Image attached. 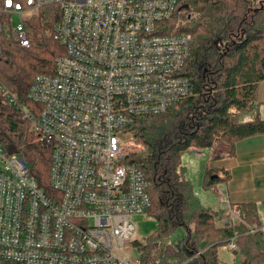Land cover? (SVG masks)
I'll use <instances>...</instances> for the list:
<instances>
[{"label": "built area", "instance_id": "obj_1", "mask_svg": "<svg viewBox=\"0 0 264 264\" xmlns=\"http://www.w3.org/2000/svg\"><path fill=\"white\" fill-rule=\"evenodd\" d=\"M53 6L61 11L53 35L66 53L53 75L33 80L32 108L0 83L51 149L42 184L24 157L0 145V264H185L157 249L141 254L135 218L148 217L152 201L131 162L138 149L128 128L194 95L184 75L194 40L182 29L197 14L180 0H0V54L4 33L30 48L28 27L40 11L54 16ZM224 210L225 226L240 220L236 206ZM258 229L264 234V224ZM236 243L224 246L233 257Z\"/></svg>", "mask_w": 264, "mask_h": 264}, {"label": "trees", "instance_id": "obj_2", "mask_svg": "<svg viewBox=\"0 0 264 264\" xmlns=\"http://www.w3.org/2000/svg\"><path fill=\"white\" fill-rule=\"evenodd\" d=\"M198 14L190 26L193 46L184 75L194 95L160 115L139 117L128 128L145 151L131 162L150 182L152 205L148 211L158 223L157 233L140 243L144 259L153 250L166 259L185 264H221L219 250L234 237L243 260L239 264L264 262V234L256 207L240 205V220L225 226L224 209L202 204L196 196L183 156L192 149L209 150L225 143L232 156L239 141L264 135V119L256 110L258 89L264 81V0H180ZM56 14L40 11L31 24L32 46L23 48L15 33L1 40L0 83L10 90L18 105L32 108L28 97L38 75H53L55 61L65 55L64 45L53 35L60 21ZM0 145L7 154H20L31 165V174L47 184L51 149L38 142L22 110L10 104L0 91ZM206 173L207 187L229 180ZM186 230L185 245L191 256L166 240L178 229ZM251 228L257 229L251 232ZM198 252H201L197 255Z\"/></svg>", "mask_w": 264, "mask_h": 264}, {"label": "crops", "instance_id": "obj_3", "mask_svg": "<svg viewBox=\"0 0 264 264\" xmlns=\"http://www.w3.org/2000/svg\"><path fill=\"white\" fill-rule=\"evenodd\" d=\"M256 110L264 119V81L259 85ZM230 153L231 147L225 143L209 150L192 149L183 156L187 178L203 205L225 209L229 202L240 209L241 204L251 203L264 224V135L239 141L232 156ZM209 170L220 178L228 172L229 180L207 187L205 177Z\"/></svg>", "mask_w": 264, "mask_h": 264}, {"label": "rangeland", "instance_id": "obj_4", "mask_svg": "<svg viewBox=\"0 0 264 264\" xmlns=\"http://www.w3.org/2000/svg\"><path fill=\"white\" fill-rule=\"evenodd\" d=\"M191 12H194V11H191ZM24 19L26 21L29 20L27 16H25ZM184 19L186 21V17ZM192 20L190 22L189 21L184 22L183 28L190 26V23L192 22ZM18 23H19V20L17 18H14L13 25L16 26ZM28 30H29V33L32 34V29L30 26L28 27ZM133 143L135 147L138 149V154L143 153L145 151L142 145L137 144L135 141H133ZM135 220H136V224H138V234L137 235L141 240L154 236L157 233V229L159 225L153 217L148 216L144 218L141 216H137ZM185 237H186V230L180 227V229H178L177 232H175L166 241L170 243L175 249L182 251L186 255L191 256L190 251L187 249L185 245ZM219 256H220L219 257L220 261L222 262L221 264H239L240 259L243 260L241 254H238L237 257L236 256L232 257L230 252L226 250V248H223V246L219 250Z\"/></svg>", "mask_w": 264, "mask_h": 264}, {"label": "water", "instance_id": "obj_5", "mask_svg": "<svg viewBox=\"0 0 264 264\" xmlns=\"http://www.w3.org/2000/svg\"><path fill=\"white\" fill-rule=\"evenodd\" d=\"M239 254V252L238 251H235L234 252V255L237 257V255Z\"/></svg>", "mask_w": 264, "mask_h": 264}]
</instances>
